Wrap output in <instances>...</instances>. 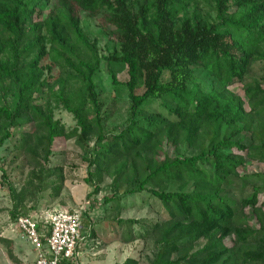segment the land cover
I'll list each match as a JSON object with an SVG mask.
<instances>
[{"label":"trees","instance_id":"16d2710c","mask_svg":"<svg viewBox=\"0 0 264 264\" xmlns=\"http://www.w3.org/2000/svg\"><path fill=\"white\" fill-rule=\"evenodd\" d=\"M198 1L57 0L48 9L50 0H0V150L13 142L12 164L30 167L27 185L56 199L64 178L50 158L75 140L91 194L110 177L104 202L116 213L121 195L159 202L163 221L112 218L95 229L84 212L105 246L154 240L150 264H264V172H246L264 164V89L244 83L255 63L264 78V0H210L212 22L189 15ZM83 15L105 20L109 55L83 31ZM103 63L114 88L112 67L128 79V119L116 134L104 129ZM13 91L10 107L4 95ZM59 108L70 129L55 119ZM3 165L0 157L14 223L26 197Z\"/></svg>","mask_w":264,"mask_h":264},{"label":"rangeland","instance_id":"374dc122","mask_svg":"<svg viewBox=\"0 0 264 264\" xmlns=\"http://www.w3.org/2000/svg\"><path fill=\"white\" fill-rule=\"evenodd\" d=\"M51 4L48 9L52 8L57 0H50ZM190 16L196 15L210 22L215 19V6L210 0H199L196 5L189 8ZM48 13V11H46ZM105 20L102 17L91 18L83 15L82 29L91 40H97V47L101 55L107 56L113 52V42L105 29ZM251 74L244 83L257 81L264 89V78L261 79L262 69L261 63H255L252 67ZM115 70L120 86L114 88L109 74V67L106 63L101 66V72L97 78V85L101 92V100L105 103L106 120L104 129L106 134H116L128 119L129 102L127 92L123 84L128 80L126 72H121L118 67L111 68ZM58 69L55 68L53 75H57ZM242 88V85L234 88L236 93ZM241 95V94H240ZM5 100L10 107L14 106L16 101V93L4 95ZM55 119L60 120L67 129L74 126L72 116L65 112L62 108L56 109ZM22 136H19L21 138ZM18 138V139H19ZM27 143L33 141L32 135L26 137ZM61 144V145H60ZM57 150L50 158L51 167H59L62 169L64 183L58 198L50 196V191L37 192L27 185L28 172L30 167L27 164L22 167L23 158L17 164H12L15 144L6 142L0 150V157L4 163L10 181L17 189V193H24L26 201L20 206V211L29 213L35 211L32 206H38V209H47L52 207L62 208L68 211H77L81 214L82 233L78 250L83 254L80 259L82 264H116L123 263L128 258L139 260V264H150L154 257V240L135 242L124 244L115 242L108 246L103 244L101 238H91L88 222L83 217V213L87 212L88 220L95 227L103 225L104 222L110 221L112 218L123 220H140L144 222L154 220H164V211L159 202L148 193H135L133 195H121L120 211L116 213V206L106 204L104 200L111 195L110 177H106L101 191L92 195L93 188L86 182L87 166L84 161V148L77 144L75 140H71L65 144L60 143ZM18 147V143L16 144ZM173 151L171 152L172 155ZM247 173L264 172V164L252 163L246 167ZM1 175V173H0ZM170 188V184L167 188ZM13 201L4 189V183L0 177V264H32L35 259V252L32 246L24 241L19 231L16 229L15 223L11 219V210ZM256 223V221H253ZM264 224V217L261 218ZM138 227H134V232H138ZM79 263V264H81Z\"/></svg>","mask_w":264,"mask_h":264},{"label":"built area","instance_id":"2783aa9c","mask_svg":"<svg viewBox=\"0 0 264 264\" xmlns=\"http://www.w3.org/2000/svg\"><path fill=\"white\" fill-rule=\"evenodd\" d=\"M16 229L34 252L32 264H61L73 261L82 238L81 214L58 207L23 213L15 220Z\"/></svg>","mask_w":264,"mask_h":264},{"label":"crops","instance_id":"0c3cea01","mask_svg":"<svg viewBox=\"0 0 264 264\" xmlns=\"http://www.w3.org/2000/svg\"><path fill=\"white\" fill-rule=\"evenodd\" d=\"M78 249L76 251V256H75V258H74L73 261H65L64 260V261L61 262V264H67V263L79 264V263H81V260L80 259L83 257V254Z\"/></svg>","mask_w":264,"mask_h":264}]
</instances>
